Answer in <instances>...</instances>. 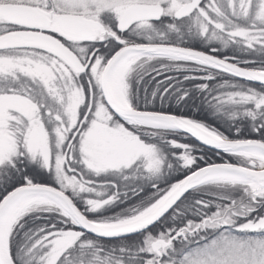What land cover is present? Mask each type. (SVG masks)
Instances as JSON below:
<instances>
[{"label":"snow or ice","instance_id":"1","mask_svg":"<svg viewBox=\"0 0 264 264\" xmlns=\"http://www.w3.org/2000/svg\"><path fill=\"white\" fill-rule=\"evenodd\" d=\"M0 264H264V0H0Z\"/></svg>","mask_w":264,"mask_h":264},{"label":"trees","instance_id":"2","mask_svg":"<svg viewBox=\"0 0 264 264\" xmlns=\"http://www.w3.org/2000/svg\"><path fill=\"white\" fill-rule=\"evenodd\" d=\"M209 158L210 159H215V160L219 159L217 156H214L212 153H209Z\"/></svg>","mask_w":264,"mask_h":264}]
</instances>
